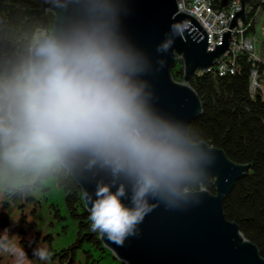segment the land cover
<instances>
[{"label":"clouds","instance_id":"obj_1","mask_svg":"<svg viewBox=\"0 0 264 264\" xmlns=\"http://www.w3.org/2000/svg\"><path fill=\"white\" fill-rule=\"evenodd\" d=\"M130 2L38 0L51 24H33L0 53V198L93 184L83 189L90 230L117 247L157 208L199 205L218 160L198 129L158 106L149 79L184 37L182 22L153 59L125 27ZM0 252L26 258L7 238Z\"/></svg>","mask_w":264,"mask_h":264},{"label":"trees","instance_id":"obj_2","mask_svg":"<svg viewBox=\"0 0 264 264\" xmlns=\"http://www.w3.org/2000/svg\"><path fill=\"white\" fill-rule=\"evenodd\" d=\"M24 5L37 10L39 3L0 0V53L33 24H51V16L26 19ZM260 10L264 13V4ZM262 61L252 62L241 52L232 73L196 71L187 84L200 104L199 115L189 125L231 162L246 164L244 175L224 198L222 212L264 259V90L253 96L248 92L251 70L256 71V82L264 86ZM170 74L173 80L182 81L179 59H175ZM204 190L214 194L211 181ZM88 216L81 191L74 184L27 199L0 198V239L7 238L23 249L26 258L22 264H124L103 246L99 234L90 230ZM38 247L52 253L50 261L33 257V249ZM0 264H18L17 257L0 252Z\"/></svg>","mask_w":264,"mask_h":264},{"label":"water","instance_id":"obj_3","mask_svg":"<svg viewBox=\"0 0 264 264\" xmlns=\"http://www.w3.org/2000/svg\"><path fill=\"white\" fill-rule=\"evenodd\" d=\"M239 1L240 8L232 11L226 31L220 33V42L207 51L204 31L192 16L176 11L175 0H131L132 14L125 19V27L153 59L155 46L172 21L182 22L185 28L184 37L177 38L172 51L163 57L164 68L149 77L163 111L188 124L199 115V100L187 84L189 77L196 71L208 70L225 50L228 28L235 24V16L243 23L246 4L251 8L264 4V0ZM23 13L26 19L43 16L40 7L31 10L24 5ZM175 59L182 63V81L173 80L170 74ZM215 150L218 160L208 180L213 195L204 190L202 202L187 210H165L161 206L145 217L139 226V237H130L123 247H117L99 235L103 246L124 264H264L255 246L241 236L237 226L226 220L222 212V202L244 175L246 164H235L220 149ZM78 187L89 215L90 205L83 189L92 193L94 185L84 183Z\"/></svg>","mask_w":264,"mask_h":264},{"label":"built area","instance_id":"obj_4","mask_svg":"<svg viewBox=\"0 0 264 264\" xmlns=\"http://www.w3.org/2000/svg\"><path fill=\"white\" fill-rule=\"evenodd\" d=\"M176 11L192 16L205 33L206 50L214 49V44L220 42V33L225 32L232 16V11L240 8L239 0H175ZM262 4L251 8L246 4L243 12V23L240 17H234V25L228 28L225 50L215 59L214 64L209 68L218 75L232 73L236 66V56L245 52L249 55L252 62L264 59L256 56L254 49L256 16L263 13L260 10ZM251 27L253 30L251 31ZM264 36V32H263ZM251 80L248 85L250 96L257 91H263L264 86L256 82V71H250Z\"/></svg>","mask_w":264,"mask_h":264},{"label":"rangeland","instance_id":"obj_5","mask_svg":"<svg viewBox=\"0 0 264 264\" xmlns=\"http://www.w3.org/2000/svg\"><path fill=\"white\" fill-rule=\"evenodd\" d=\"M40 6H38L37 9H39ZM257 20L255 28V33L253 34L254 37V49L255 54L257 57L264 59V13H260L258 16L255 17ZM100 238V237H99Z\"/></svg>","mask_w":264,"mask_h":264}]
</instances>
